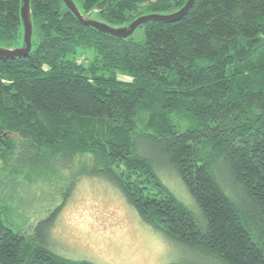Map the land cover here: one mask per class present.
<instances>
[{"label":"trees","instance_id":"obj_1","mask_svg":"<svg viewBox=\"0 0 264 264\" xmlns=\"http://www.w3.org/2000/svg\"><path fill=\"white\" fill-rule=\"evenodd\" d=\"M73 1L125 27L188 0ZM22 6L0 0L1 47L24 45ZM30 7L31 53L0 58V197L59 181L61 206L33 234L0 211V264H94L47 246L81 177L114 185L147 226L205 264H264V0H196L182 19L125 40L82 25L63 0Z\"/></svg>","mask_w":264,"mask_h":264},{"label":"rangeland","instance_id":"obj_2","mask_svg":"<svg viewBox=\"0 0 264 264\" xmlns=\"http://www.w3.org/2000/svg\"><path fill=\"white\" fill-rule=\"evenodd\" d=\"M142 33L139 28L134 37L140 38ZM119 79L131 80L126 76ZM77 164L76 161L74 168ZM159 174L171 191L199 216L197 205L175 174L170 170ZM62 183L26 187L20 193L11 189L10 195L0 197L2 217L16 230L35 233L38 221L61 206ZM5 188L0 184V193ZM59 210L47 246L60 256L94 264H205L204 256L154 232L124 195L102 178L81 177Z\"/></svg>","mask_w":264,"mask_h":264},{"label":"water","instance_id":"obj_3","mask_svg":"<svg viewBox=\"0 0 264 264\" xmlns=\"http://www.w3.org/2000/svg\"><path fill=\"white\" fill-rule=\"evenodd\" d=\"M21 19L24 28L22 47L9 49L0 46V58H19L27 57L33 48V22L31 16V0H22ZM66 7L76 16L78 21L88 27H92L100 33L112 36L116 39L125 40L134 35L136 30L149 22L155 23H172L182 19L193 8L196 0H188L186 5L177 12L171 14H150L138 17L131 24L125 27H111L103 22L91 19L89 16H84L73 0H63Z\"/></svg>","mask_w":264,"mask_h":264}]
</instances>
